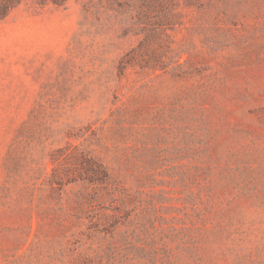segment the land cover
Wrapping results in <instances>:
<instances>
[{"label": "rangeland", "instance_id": "rangeland-1", "mask_svg": "<svg viewBox=\"0 0 264 264\" xmlns=\"http://www.w3.org/2000/svg\"><path fill=\"white\" fill-rule=\"evenodd\" d=\"M154 8L0 21V264H264V0Z\"/></svg>", "mask_w": 264, "mask_h": 264}, {"label": "trees", "instance_id": "trees-1", "mask_svg": "<svg viewBox=\"0 0 264 264\" xmlns=\"http://www.w3.org/2000/svg\"><path fill=\"white\" fill-rule=\"evenodd\" d=\"M31 1L38 5H49L53 4L56 6H65L69 0H0V21L4 20L16 7L24 2ZM109 3L117 0H106ZM127 4L131 3V6L135 8L137 16L142 19L147 17L148 13L151 14V11L154 10L156 5H160V0H125ZM194 2L197 0H189ZM135 50L132 49L128 51L119 62V71L123 73L129 65L135 62ZM85 171L84 179L89 182H98L104 180L108 176L107 168L98 160H94L91 157H84L82 161Z\"/></svg>", "mask_w": 264, "mask_h": 264}]
</instances>
